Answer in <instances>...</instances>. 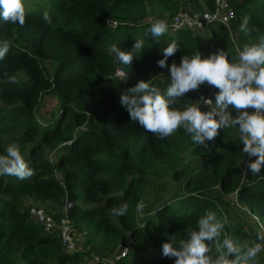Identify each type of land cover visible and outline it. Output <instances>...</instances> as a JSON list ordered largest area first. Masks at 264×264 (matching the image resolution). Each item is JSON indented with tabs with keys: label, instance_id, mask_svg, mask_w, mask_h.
Instances as JSON below:
<instances>
[{
	"label": "trees",
	"instance_id": "16d2710c",
	"mask_svg": "<svg viewBox=\"0 0 264 264\" xmlns=\"http://www.w3.org/2000/svg\"><path fill=\"white\" fill-rule=\"evenodd\" d=\"M228 2L234 11L230 30L209 25L207 39L168 27L157 42L149 29L181 8L214 10L215 0H24L23 27L0 19V42H10L0 60V155L18 145L35 173L25 180L0 175V264H82L85 257L92 259L89 250L65 251L56 233L44 232L29 219L23 210L27 199L51 210L70 202L67 217L74 234L105 254L128 239L129 254L114 264H174V258L162 256V244L175 238L178 246L189 230H198L197 221L209 210L223 221L219 194L235 195L261 220L264 232V166L259 174L247 169L256 157L242 152L236 129L220 130L206 148L193 144L183 128L167 138L148 133L120 105L121 94L140 80L166 92L170 73L156 61L170 43L179 47L169 65H179L183 55L200 52L204 58L218 50L236 63L233 40L241 49L258 44L264 37V0ZM45 11L50 24L43 20ZM245 17L247 34L240 30ZM107 19L119 24L112 28ZM137 39L145 41L141 52L132 49ZM112 44L133 53L130 66L111 53ZM117 68L124 72L122 79L114 77ZM205 90L201 85L190 91L174 107L200 106ZM46 95L57 106L41 123L37 112ZM163 181L171 182L174 192L140 212L149 189L161 188ZM123 203L129 205L126 215H111ZM258 235L252 239L264 244ZM227 236L241 241L249 235L241 225L226 223L210 243L213 259Z\"/></svg>",
	"mask_w": 264,
	"mask_h": 264
},
{
	"label": "clouds",
	"instance_id": "9594fccd",
	"mask_svg": "<svg viewBox=\"0 0 264 264\" xmlns=\"http://www.w3.org/2000/svg\"><path fill=\"white\" fill-rule=\"evenodd\" d=\"M24 0H0V19L21 27L26 22ZM43 20L51 23L47 11ZM249 18L245 17L240 30L248 33ZM168 31L164 20L153 23L149 29L152 37L159 38ZM144 39L135 40L132 49L141 52ZM178 45L173 42L163 49V58L156 64L160 68H168L170 84L165 93L152 85L149 80L138 81L120 96V105L128 112L130 120L137 122L146 132L156 134L160 138L173 135L178 128H183L190 135L193 144L207 148L220 130L236 129L242 152L255 161L247 162V169L259 174L264 166V37L258 44L245 45L238 52V62L231 63L223 50L202 58L200 52L189 57L183 55L179 65L167 63L174 56ZM10 48V42H0V60H3ZM121 64L130 66L135 56L132 52L121 51L117 45H110ZM208 84L218 91L215 93V106L202 111L200 106L192 104L182 110L174 107L182 97L190 91L199 90L201 85ZM206 103L211 104L212 99ZM252 109L253 111H249ZM235 112V115H233ZM6 155H0V175L15 176L20 180L31 178L35 173L24 160L19 146L11 144ZM140 209L143 203L138 205ZM129 205L123 203L110 210L114 217L126 215ZM227 219L221 221L215 212L209 210L197 221L198 230H189L187 238L181 239L177 246L175 238L162 244V256L174 258V264H249L264 251V244L254 243L249 247L232 238H224L218 245L220 253L215 259L210 243L217 240L225 228ZM264 240V234L258 235ZM233 257V258H229Z\"/></svg>",
	"mask_w": 264,
	"mask_h": 264
},
{
	"label": "built area",
	"instance_id": "2783aa9c",
	"mask_svg": "<svg viewBox=\"0 0 264 264\" xmlns=\"http://www.w3.org/2000/svg\"><path fill=\"white\" fill-rule=\"evenodd\" d=\"M233 18L234 11L232 10L228 0H215L214 10L206 9L204 11H196L192 8H181L177 14H175L167 21V24L171 30L185 28L198 34L206 29V27L209 25L222 24L228 30H230L229 24ZM106 22L112 28L116 27L119 24V21L117 20L107 19ZM233 44L235 51L238 54L239 50L242 49L237 46L235 40H233ZM114 77H116L117 79H122L124 77L123 70L117 68L115 70ZM207 99L209 98L206 97L203 100V104L206 107L207 105H211L206 103ZM30 202L31 204L27 211L28 218L37 223L44 232L56 233L59 236L62 247L65 251H75V232L71 222L67 217V209L70 207L71 203L67 201L62 209L51 210L44 204L34 201ZM57 213L59 214V216H56ZM253 217L258 225L263 229V225L261 224L260 219L257 216ZM116 251L119 252L114 253V258L115 260H118L120 258L126 257L128 255L129 249L128 247L122 245Z\"/></svg>",
	"mask_w": 264,
	"mask_h": 264
},
{
	"label": "rangeland",
	"instance_id": "374dc122",
	"mask_svg": "<svg viewBox=\"0 0 264 264\" xmlns=\"http://www.w3.org/2000/svg\"><path fill=\"white\" fill-rule=\"evenodd\" d=\"M169 19H167L165 22L167 23ZM207 29V28H206ZM206 29H204L203 31H201L200 33H198L199 35L205 37L206 39L208 38L207 36V32ZM236 42V41H235ZM206 90H205V97L203 99H205L206 97H208L209 99H212V103L211 105H207L204 106L203 104V100L198 102V104L203 108V111H207L208 109L212 108L215 106L214 104V100H213V96L215 97V93L218 91L217 89H215L214 87L208 85V84H204ZM57 106V101L54 97L46 95L44 97H42L41 100V104L39 106L38 112H37V116H38V120L42 123L44 122L46 119H48L50 113L52 111H54L56 109ZM249 111L251 112L252 109H249ZM51 158H54V155L51 156L49 155ZM193 163L198 164V161L194 160V158L192 159ZM162 183H164V186H162L161 188H159V185L157 186L154 185L153 187H151L149 189V192L147 193L145 199L143 202L144 207L142 209L139 208L140 212H142L144 210L145 207H147L148 205H155L156 201L159 200H163L167 197H169L175 190L174 185L169 182V181H163ZM235 195H228V196H224L222 194H219V200L221 203V206L223 207V218L224 220L227 219V224L233 226V225H241V227L243 228V231L245 233H247L249 236L241 241H237L238 243L244 244L247 243V245L249 247L254 245V240L252 239L251 235H255L258 233H261V235L263 234V229L258 225V223L255 221L253 216H256L254 214H250L249 211H247L245 209V207L239 205L236 200H235ZM30 200H26L24 203V207L23 210L27 213L28 208L30 207ZM48 208V207H47ZM261 222V220H260ZM262 224V222H261ZM228 238H230L229 236H227ZM74 244H75V250H80V251H85V250H91V247L87 246L84 243L83 240V236L81 234H76L74 235ZM130 243L129 240L126 239V242L124 243L123 246L128 247L129 251H130ZM118 253L119 251H115L114 253ZM129 254V252H128ZM106 260L109 261V263L106 264H113L111 261H113V256H111L110 254L107 255ZM130 258V255L129 257ZM91 261H95L94 259H88L87 261L84 262V264H91ZM249 264H264V251H262L261 253L258 254V256L256 257L255 260L250 261Z\"/></svg>",
	"mask_w": 264,
	"mask_h": 264
},
{
	"label": "crops",
	"instance_id": "0c3cea01",
	"mask_svg": "<svg viewBox=\"0 0 264 264\" xmlns=\"http://www.w3.org/2000/svg\"><path fill=\"white\" fill-rule=\"evenodd\" d=\"M90 251V256L92 257V259H94L95 261L93 262V261H91L90 263L91 264H106V263H109V261L108 260H106V256L107 255H111V256H113V261H111L113 264H114V261H115V258H114V253H109V254H105V253H103V252H101V251H99V250H97L96 248H91V250H89ZM88 260V258L87 257H85L84 258V261H83V263L82 264H84V262L85 261H87Z\"/></svg>",
	"mask_w": 264,
	"mask_h": 264
}]
</instances>
